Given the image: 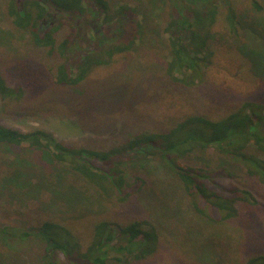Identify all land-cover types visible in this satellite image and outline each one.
Segmentation results:
<instances>
[{
    "label": "trees",
    "instance_id": "1",
    "mask_svg": "<svg viewBox=\"0 0 264 264\" xmlns=\"http://www.w3.org/2000/svg\"><path fill=\"white\" fill-rule=\"evenodd\" d=\"M246 1L257 12L263 11L257 0ZM48 2L58 10L60 20L81 18L87 13V6L94 3L92 11L105 24L102 29L105 34L121 20L127 21V29L121 30V42L111 40L105 45V41L96 38L97 46L75 60L71 44L76 28L71 27L68 36L58 39L64 24L42 29L48 12L41 0H8L5 17L11 27L5 33L18 31L29 35L33 51L44 58L42 67L47 80L55 88L77 89L92 71L111 69L140 55L158 37V30L165 37L161 48L165 79L172 85L195 88L212 74L215 52L209 44L210 36L226 32L233 38L242 27L239 8L233 0H168L161 29L158 25L162 23H154L156 9L152 0ZM93 23L98 24L97 20ZM10 81L0 68V99L22 102L26 89L20 82ZM165 96L171 115L176 116L162 130L135 133L97 149L67 145L51 131L22 132L0 123V146L12 151L10 164L3 169L7 174L0 176V187L15 193L45 192L54 197L63 186L72 196L80 197L84 194L81 187L87 184L107 203L125 205L148 190L143 170L147 161L156 160L176 178L196 216L212 224L236 220L246 206H256L253 192L247 185L224 186L222 181L231 179L230 172L223 174L224 169L196 164L192 154L212 150L237 164L243 177L264 184V103L244 101L224 117L211 119L171 112L172 99ZM144 104L148 109L153 102ZM21 151L37 156L39 162L21 157ZM33 172L39 175L32 176ZM19 218L25 219V227L0 225V260L13 243L33 240L43 248L39 264H109L111 261L132 264L154 257L161 240L157 226L146 219L103 217L85 225L77 220L46 218L40 211L21 214ZM213 249L217 255L211 254L210 258L220 264L224 256L214 244ZM240 264H264V254H248Z\"/></svg>",
    "mask_w": 264,
    "mask_h": 264
},
{
    "label": "rangeland",
    "instance_id": "2",
    "mask_svg": "<svg viewBox=\"0 0 264 264\" xmlns=\"http://www.w3.org/2000/svg\"><path fill=\"white\" fill-rule=\"evenodd\" d=\"M257 1L263 6L261 12L246 0H233L239 8L242 27L233 38L226 32L210 36L214 63L212 74L203 85L183 88L165 79L161 50L165 37L158 30V37L148 43L147 51L111 69L92 71L87 81L76 89L55 88L48 82L42 67L44 58L33 51L27 33H5L11 27L5 17L8 0H0V68L11 78V84L20 82L27 92L20 103L0 99V123L22 132L51 131L67 145L97 149L135 133L162 130L169 119L176 116L171 115L165 94L172 99L171 112L211 119L224 117L244 101L264 103V0ZM41 2L48 12L42 29L61 22L64 25L57 37L62 39L69 35L71 27L76 28L71 44L75 60L97 46L98 41L94 39L100 38L105 45L111 40L121 42V30L127 29V21L121 20L105 34L102 31L105 24L102 25L101 17L92 11L94 3L87 6L83 17L60 20L58 10L48 0ZM168 3V0H152V7L156 9L153 10L157 17L155 24L164 22ZM96 20L98 24L93 23ZM164 23L157 24L159 29ZM144 102L153 104L146 109ZM11 152L0 146V176L7 174L3 169L10 164ZM20 154L39 162L37 156L22 151ZM192 156L196 164L224 169L223 174L230 172L231 179L222 181L224 186L247 185L256 206H246L236 220L222 224L207 222L192 212L176 178L158 161L149 160L143 170L148 190L125 205L107 203L87 184L81 187L84 194L80 197L72 196L63 186L54 197L45 192L42 195L34 190L15 193L0 187V225L25 227V219L19 217L35 211L46 218L77 220L85 225L103 217L149 220L157 226L161 236L158 252L146 261L132 264H217L210 258L211 254L217 255L211 250L213 244L224 256L220 264H240L248 254H264V184L243 177L237 164L212 150L196 151ZM37 174L31 173L32 176ZM11 246L3 252L0 264H39L43 252L39 243L28 240ZM58 259L64 261L61 257ZM109 264L125 263L111 261Z\"/></svg>",
    "mask_w": 264,
    "mask_h": 264
}]
</instances>
